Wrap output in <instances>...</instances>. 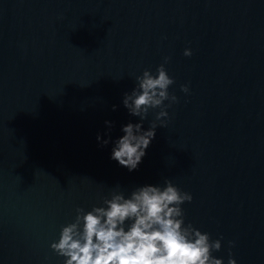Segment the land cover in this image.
<instances>
[{
  "label": "water",
  "instance_id": "95a60500",
  "mask_svg": "<svg viewBox=\"0 0 264 264\" xmlns=\"http://www.w3.org/2000/svg\"><path fill=\"white\" fill-rule=\"evenodd\" d=\"M161 63L178 100L129 172L97 133L139 121L123 94ZM166 178L214 255L264 264V0H0V264H63L77 206Z\"/></svg>",
  "mask_w": 264,
  "mask_h": 264
},
{
  "label": "clouds",
  "instance_id": "9594fccd",
  "mask_svg": "<svg viewBox=\"0 0 264 264\" xmlns=\"http://www.w3.org/2000/svg\"><path fill=\"white\" fill-rule=\"evenodd\" d=\"M184 55L191 56L192 49L186 47ZM173 83L164 63L155 72L145 68L122 97L124 107L130 115L140 117L139 121L122 124L123 134L113 138V121L105 120L108 134L97 133L101 146L111 144L110 159L129 172L139 167L157 127L167 123L162 118L168 117L167 109L178 100L169 92ZM180 88L189 92L187 84ZM112 107L115 110L117 105ZM157 108L156 118L143 127L149 111ZM192 199L190 192L170 178L162 184L145 183L130 190L117 184L100 203L89 209L77 206L74 218L61 226L50 247L64 257L63 264H225L223 257L213 254L221 249L222 237L212 239L191 221L185 222L182 205ZM227 264H237L231 247Z\"/></svg>",
  "mask_w": 264,
  "mask_h": 264
}]
</instances>
